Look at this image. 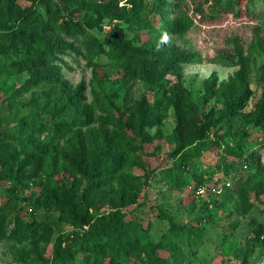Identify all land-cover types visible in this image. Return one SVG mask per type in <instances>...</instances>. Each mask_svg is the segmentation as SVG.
Masks as SVG:
<instances>
[{
    "label": "rangeland",
    "instance_id": "1",
    "mask_svg": "<svg viewBox=\"0 0 264 264\" xmlns=\"http://www.w3.org/2000/svg\"><path fill=\"white\" fill-rule=\"evenodd\" d=\"M247 1L242 0L238 14L225 12L213 18L205 0H169L173 5L168 13L169 22L176 18L190 22L182 32L166 35L170 53L177 57L169 53L166 58L153 59L147 67H141L137 75L125 73L120 61L109 56H103L100 65H94L77 40L74 41L77 51L59 53L54 61L61 79L69 84L68 90L61 83L41 82L30 91H22L16 99L22 105L10 107L8 102L13 99L9 96L32 83L35 73L25 70L0 74V135L18 133L16 125L34 112L43 121L55 116L88 122L75 127L73 133L60 141V151L50 153L47 167L58 184L77 194L78 209L73 208L68 213L57 205L27 202L25 220L44 222L48 229L22 243L0 241V264H53L58 239L89 228L82 223L83 215H88L94 223L116 210L124 213L127 220L136 218L145 225L153 220L151 234L156 241L168 231L170 223L165 215L170 214L183 228L177 245V251L184 256L179 258L180 264H264V240L253 238L256 228L253 220L264 225V196L260 200L250 195L253 206L249 207L241 192L227 194L219 185V188H205V193L199 194L194 181L187 179L188 182L180 183L175 179L185 166L189 170L190 165H196L197 171L213 168V178L224 179L222 171H218L217 160L225 143L218 146L214 140L222 133H249L247 139L257 144V150L264 155V119L260 118L264 102V0H253L249 4ZM17 2L24 7L32 3L31 0ZM56 3L64 6L62 0ZM75 6L80 8V5ZM129 7L131 0H118L117 5L101 9L87 6L73 12L71 17L85 28V38L104 41L111 36L119 45L129 42L138 46L136 31L115 18ZM63 14L69 16L66 12ZM90 19L98 22L89 24ZM143 35L146 38L145 33ZM77 37L83 39L81 34ZM70 41L71 38H65V42ZM18 58L0 54V66ZM208 79H212L213 87H207ZM48 91L50 97L43 98L41 93L48 95ZM70 96H81L85 104H94L97 97L107 98L111 104H107L105 110L95 104L92 113L77 114L69 108ZM160 96L165 98L167 107L157 119L145 125L141 115L132 117L133 114L127 113L123 116L117 110L125 111L138 101H153ZM121 118L128 120V124L137 119L136 127L148 138L145 142L137 141V151L141 152L139 160H129L132 181L126 186L122 183L127 197H121L120 191L117 194L114 187L112 192L119 199V206L104 197L87 209L82 194L88 181L68 168H74V164L84 158L86 162L90 160L88 165L91 166L95 160L89 151L95 150L100 141L108 139L115 131L124 130ZM207 127V135L199 140L204 147L196 154L195 144L185 146L189 133H200ZM47 131H51L48 125L37 128L33 134L45 140L50 136ZM190 149L195 155L187 159L184 153ZM248 170L246 164L242 169L237 167L225 184L230 182L233 186L235 179ZM188 173L187 178L193 177L192 172ZM40 181L22 184L19 192L39 197L43 191ZM0 185L8 183L1 180ZM134 195L136 201L131 202ZM214 198L217 203H211ZM6 201V196L0 194V207ZM65 245L67 243L63 242L62 246ZM76 256L81 260L85 252L79 251Z\"/></svg>",
    "mask_w": 264,
    "mask_h": 264
},
{
    "label": "trees",
    "instance_id": "2",
    "mask_svg": "<svg viewBox=\"0 0 264 264\" xmlns=\"http://www.w3.org/2000/svg\"><path fill=\"white\" fill-rule=\"evenodd\" d=\"M31 1V5L24 7L17 0H0V54L7 57H19L15 61L9 60L0 66V74L25 70L35 73L32 83L23 85L9 96V99H13L8 102L10 107L22 105L21 102H16V99L22 95V91L26 89L30 91L32 86L41 82L61 83L68 90L66 87L69 84L61 79L54 61L59 53H66V50L77 51L75 40L85 47L94 65H100V59L103 56H109L120 61L125 73L137 75L139 69L147 67L153 59L166 58L170 54L175 55L170 53L165 36L169 33L182 32L183 27L190 23L183 18H176L169 22L168 13L173 6L169 0H131L128 11L116 15L115 18L121 19L129 28L136 31L139 45L124 42L123 39L124 44L119 45L111 36L104 41L85 38L87 34L85 28L71 17L73 12L87 6L101 9L103 6L117 5L118 0H62L64 6L57 4L56 0ZM249 2L252 3L253 0H248L247 4ZM38 3H40L39 6ZM205 3L209 4L211 15L215 18L225 12L238 14L242 0H205ZM75 5H80V8H74ZM200 10L202 11V8ZM63 12L69 16L66 17ZM96 22L98 20L90 19L88 23ZM80 34L83 36L81 40L77 37ZM66 37L71 38L72 41L65 42ZM239 54L243 56L240 51ZM183 57L184 54L180 56V59ZM206 85L208 88L213 87L212 79H208ZM50 95V91L48 95L41 93L43 98H48ZM95 104L105 110V106L111 102L107 98L97 97L94 104H85L81 96L69 97V108L77 114L92 113ZM166 107L165 98L160 96L153 101H138L125 111L119 108L117 110L123 116L127 113L133 114L132 117L141 115L145 125L153 118L157 119V115L160 116ZM260 110V118L263 120L264 102ZM234 112L231 117L235 115ZM120 120L124 130L115 131L108 139L100 141L95 150L89 151L95 160L91 166L88 165L90 160L86 162L84 158L83 161L80 160L74 164V168H68L75 171V175L77 171L88 181L89 185L82 194L87 209L104 197H107L109 202H116L119 206L117 203L119 199L112 192L114 187L117 188V194L120 191L123 195L121 197H127L126 192L122 191L124 188L122 183L126 186L129 180L132 181V176L129 174V160H139L141 152L137 151L139 147L137 141L145 142L148 138L142 136L139 126L136 127L137 119H133L134 121L130 124L124 118ZM87 124L86 119H58L55 116L43 121L37 112H34L16 125L18 133L0 135V181L8 183L7 186L0 185V194L7 198L6 203L0 207V241L22 243L48 229V224L44 222L33 223L25 220L27 202H36L40 206L57 205L68 213L73 208L78 209L77 194L73 190L66 189L64 185L58 184L49 175L47 167L50 153L60 151V141L73 133L75 127ZM47 125L51 131L46 132L50 136L45 140L33 134L37 128ZM207 130H209L208 127L201 129L200 133H189L185 146L195 144L194 152L200 154L204 143L202 144L199 140L207 135ZM247 136L249 133L228 132L214 139L218 146L225 143L218 152L217 160L218 171H222L224 179L221 176L213 178V168L211 171H197L196 165H190L189 170L185 166L175 179L180 183L194 181L195 189L199 187L213 189L222 186L227 194L241 192L245 195V202L252 207L249 201L250 195L260 200L264 196V155L257 150V144L250 143ZM194 152L191 149L185 152V158L191 159L195 155ZM56 162L58 163L59 160L57 159ZM245 164L250 170L240 174L233 186L231 184L227 186L225 183L234 174V170L237 167L242 169ZM188 171L192 172L193 177L187 178ZM37 179L41 180L43 187L39 197L35 198L32 193L24 195L19 192L22 184L35 182ZM130 201H136L135 195ZM262 201L264 203V200ZM211 203H217V199H211ZM80 211H82L81 208ZM165 218L169 220L170 227L160 240L156 241L151 234L153 220H149L146 225L136 218L127 220L126 215L120 210L94 223L88 215H83L82 223L88 224L89 228L67 233L64 239L63 236L60 237L54 247L53 264H104L107 262L110 264H180L179 258L184 256L177 251V245L180 243V233L183 228L170 214L165 215ZM253 222L256 223L253 238L263 241L264 225L256 220ZM63 242L67 245L62 246ZM79 251L85 252L81 260H77L76 256ZM188 260L191 261V258Z\"/></svg>",
    "mask_w": 264,
    "mask_h": 264
},
{
    "label": "built area",
    "instance_id": "3",
    "mask_svg": "<svg viewBox=\"0 0 264 264\" xmlns=\"http://www.w3.org/2000/svg\"><path fill=\"white\" fill-rule=\"evenodd\" d=\"M227 185H230V182H227ZM197 193L204 194L205 193V187H199L197 188Z\"/></svg>",
    "mask_w": 264,
    "mask_h": 264
},
{
    "label": "clouds",
    "instance_id": "4",
    "mask_svg": "<svg viewBox=\"0 0 264 264\" xmlns=\"http://www.w3.org/2000/svg\"><path fill=\"white\" fill-rule=\"evenodd\" d=\"M167 39V36H165V40Z\"/></svg>",
    "mask_w": 264,
    "mask_h": 264
}]
</instances>
